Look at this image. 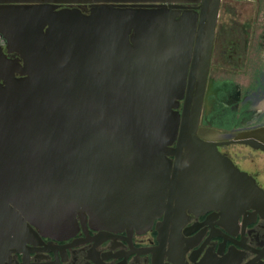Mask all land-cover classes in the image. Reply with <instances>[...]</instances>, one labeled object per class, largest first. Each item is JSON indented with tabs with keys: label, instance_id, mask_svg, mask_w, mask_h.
I'll return each mask as SVG.
<instances>
[{
	"label": "water",
	"instance_id": "water-1",
	"mask_svg": "<svg viewBox=\"0 0 264 264\" xmlns=\"http://www.w3.org/2000/svg\"><path fill=\"white\" fill-rule=\"evenodd\" d=\"M221 2L0 0V34L24 62L0 86V264L34 227L137 225L154 197L163 209L195 179L228 180L197 137Z\"/></svg>",
	"mask_w": 264,
	"mask_h": 264
},
{
	"label": "flooded vegetation",
	"instance_id": "flooded-vegetation-1",
	"mask_svg": "<svg viewBox=\"0 0 264 264\" xmlns=\"http://www.w3.org/2000/svg\"><path fill=\"white\" fill-rule=\"evenodd\" d=\"M197 7L185 4L181 14ZM220 22L219 15L197 137L221 154L228 180L209 188L195 179L165 198L163 209L154 197L133 215L137 225L78 214L75 225L56 237L34 227L37 236L11 255L10 264H264L263 35ZM18 63L23 59L0 34V86L11 75L22 78ZM170 159L174 165L176 158ZM189 169L196 177L197 166Z\"/></svg>",
	"mask_w": 264,
	"mask_h": 264
},
{
	"label": "rangeland",
	"instance_id": "rangeland-1",
	"mask_svg": "<svg viewBox=\"0 0 264 264\" xmlns=\"http://www.w3.org/2000/svg\"><path fill=\"white\" fill-rule=\"evenodd\" d=\"M219 15L223 25L231 24L239 31L252 28L254 31L250 32L255 33L254 35H263L258 41L263 44L260 53L264 54V0H222Z\"/></svg>",
	"mask_w": 264,
	"mask_h": 264
},
{
	"label": "bare ground",
	"instance_id": "bare-ground-1",
	"mask_svg": "<svg viewBox=\"0 0 264 264\" xmlns=\"http://www.w3.org/2000/svg\"><path fill=\"white\" fill-rule=\"evenodd\" d=\"M185 23L187 24L188 23V20Z\"/></svg>",
	"mask_w": 264,
	"mask_h": 264
}]
</instances>
